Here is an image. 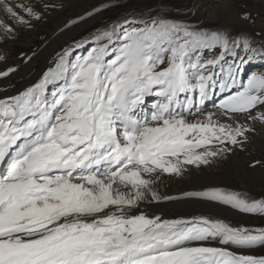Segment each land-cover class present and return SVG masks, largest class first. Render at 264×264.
I'll list each match as a JSON object with an SVG mask.
<instances>
[{"label": "snow or ice", "instance_id": "1", "mask_svg": "<svg viewBox=\"0 0 264 264\" xmlns=\"http://www.w3.org/2000/svg\"><path fill=\"white\" fill-rule=\"evenodd\" d=\"M132 4L105 0L66 21L62 36L124 9L87 37L65 40L36 82L0 94V264H264V255L245 254L264 248V227L212 211L264 218V193L158 188L264 138V70H246L264 64L255 39L264 28L234 32ZM64 7L0 0V79L19 68L8 64V46ZM241 19L255 25L257 17ZM176 201L208 211L162 219L142 210Z\"/></svg>", "mask_w": 264, "mask_h": 264}, {"label": "rangeland", "instance_id": "2", "mask_svg": "<svg viewBox=\"0 0 264 264\" xmlns=\"http://www.w3.org/2000/svg\"><path fill=\"white\" fill-rule=\"evenodd\" d=\"M64 2L65 7L63 10L52 12L50 14L51 18L54 15L55 17L53 19L47 18L46 22L41 24L43 27L35 33L36 37L30 34L22 35L14 44L8 46V64L19 65V68L16 73L12 74L11 78L0 79V94H3V89L8 87V85L14 86L9 89L10 93L22 90L36 82L46 67L50 66L52 56L48 58V55L45 53L38 58L35 65L36 70L43 68L36 75L30 77L28 72L21 70V66L30 64V61L25 63L19 58V54L24 52L31 55L35 51L36 55H38L52 40L50 30L55 27L54 20H57L60 15L67 17L68 20L76 18L93 7L100 6L105 0H64ZM108 2L110 3L111 0H108ZM137 4L146 6L159 4L170 16L191 22L192 24H200L201 26H223L234 32L246 31L249 34L256 33L264 28V0H228V3L224 5L217 4L214 0H133L131 6ZM123 11V8L105 10L96 19H91L90 23L81 27L74 26L75 29L69 36L76 39L85 38L93 31L95 26L115 20ZM244 12L251 13L254 17H257L255 25L246 23L241 19V14ZM27 37L33 40L32 45L29 43L30 40ZM255 39L258 45H264V39L259 37ZM64 42L65 40L61 44ZM60 45L55 47L54 51ZM47 59L49 62L44 67ZM3 67L5 66L0 65V69ZM246 70L247 72L261 71L264 70V64L258 60L254 61L247 66ZM236 153L242 156L241 160L236 161L234 159V154ZM256 160H264V143L261 147L254 142L249 146L247 151H236L211 167L204 168L201 171H192L191 174L185 175L182 178H162V182L158 184V188L163 187L170 193L179 192L180 194L183 191L198 189L201 186L214 185L227 189L243 190L259 196L261 193H264V167L257 166L253 168L249 166L252 161ZM219 213L222 214L223 212L220 211ZM226 217L233 218L231 219L232 221H229L234 225L264 227V218L259 216L226 213ZM233 250L235 251L236 249ZM245 254L262 256L264 255V248L247 250Z\"/></svg>", "mask_w": 264, "mask_h": 264}, {"label": "bare ground", "instance_id": "3", "mask_svg": "<svg viewBox=\"0 0 264 264\" xmlns=\"http://www.w3.org/2000/svg\"><path fill=\"white\" fill-rule=\"evenodd\" d=\"M23 2L29 3L30 0H23ZM54 17H55V15L53 16V18ZM50 18H51V15H49L48 19H50ZM53 18H51V19H53ZM54 21H55V27L50 30L52 40H50V42L44 47V49L38 55H36V57H34L30 61V64H28L26 66H23L21 64L22 65L21 70L28 72L30 77H33L34 75H36L43 68L42 67V68H39L37 70L35 69V65L38 61V58L41 57L42 55H44L45 53L48 55V58L51 57L52 54L54 53V48L59 46L64 40H66L67 38L70 37V36H62L59 32V28L62 27L66 21H68V18L63 16V15H60L59 18L57 20H54ZM45 22L37 23L36 28L32 31H22L20 33V36L30 34L31 36L36 37L35 33H37V31L43 27V26H41V24H44ZM65 37H67V38H65ZM27 38H29V40H30L29 43L32 45L33 40L30 37H27ZM17 61L20 63V61L18 59H17ZM46 61L47 62L44 64V67L49 62L48 59ZM255 142L257 145L262 147L263 143H264V138L257 137ZM234 159L236 161L241 160L242 156L240 154L236 153V154H234ZM159 191L162 194H170V195H178L179 194V192H171L170 193L163 187H160ZM142 210L145 211L146 213H148L149 215H152V214L159 215L162 219L188 218V217H191L193 215H199L201 213H206L208 211V209L204 205L193 204V203H184L181 201L162 202L159 204L152 203L150 205H142ZM212 211H214L215 213L224 217L228 221L233 219V218L226 217V213H231L232 215L238 214V212H234V211L228 210V209H221V208L212 209ZM220 211H222L223 213L220 214L219 213Z\"/></svg>", "mask_w": 264, "mask_h": 264}]
</instances>
